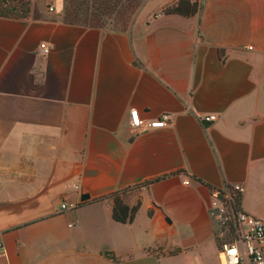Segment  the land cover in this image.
I'll list each match as a JSON object with an SVG mask.
<instances>
[{
	"label": "crops",
	"instance_id": "crops-1",
	"mask_svg": "<svg viewBox=\"0 0 264 264\" xmlns=\"http://www.w3.org/2000/svg\"><path fill=\"white\" fill-rule=\"evenodd\" d=\"M237 184L264 220V0H143L122 29L63 0L0 16V264H216L214 191ZM124 189L129 223L102 199Z\"/></svg>",
	"mask_w": 264,
	"mask_h": 264
},
{
	"label": "built area",
	"instance_id": "built-area-1",
	"mask_svg": "<svg viewBox=\"0 0 264 264\" xmlns=\"http://www.w3.org/2000/svg\"><path fill=\"white\" fill-rule=\"evenodd\" d=\"M40 48L43 54H48L51 47L46 43H41ZM131 125L140 131H147L154 128H163L169 125L168 114H162L157 118L144 120L137 108H132ZM217 118L216 114H209L204 116V120L211 121ZM75 189H80L79 185H74ZM244 187L241 185H234L232 191L225 196L220 191L215 190V200L213 205L215 209H220L219 216L225 212L226 203L230 206L226 213L229 227L234 229L236 239L230 242L219 244L216 248L215 263L216 264H264V220L255 217L244 210H235L232 207L231 199L233 194H242ZM226 202V203H225ZM77 204H69L63 201L60 204L59 212L67 209H74ZM238 242L242 243V246ZM0 248L2 245L0 244Z\"/></svg>",
	"mask_w": 264,
	"mask_h": 264
},
{
	"label": "trees",
	"instance_id": "trees-1",
	"mask_svg": "<svg viewBox=\"0 0 264 264\" xmlns=\"http://www.w3.org/2000/svg\"><path fill=\"white\" fill-rule=\"evenodd\" d=\"M8 2L9 0H3ZM14 6H6L5 10L0 11V16L25 18L30 11L31 0H14ZM122 0H69V5L65 6L64 20L67 23L77 24L86 27L104 28L103 15L107 14L108 10H117L120 14H124L132 6L124 5ZM121 3V4H120ZM168 11L192 15L197 12V5L191 4L188 1H181L177 6L170 8ZM115 28H126V25L117 26ZM128 189L112 192L105 198H111L114 202L113 218L122 223L132 222L139 210L140 203L135 206H129L124 198ZM241 194L235 193L232 196L231 204L235 210L242 209ZM231 234L234 229L229 227Z\"/></svg>",
	"mask_w": 264,
	"mask_h": 264
},
{
	"label": "rangeland",
	"instance_id": "rangeland-1",
	"mask_svg": "<svg viewBox=\"0 0 264 264\" xmlns=\"http://www.w3.org/2000/svg\"><path fill=\"white\" fill-rule=\"evenodd\" d=\"M112 1L114 2L115 0H112ZM142 2L143 0H122L121 3H124V5H128V7L129 6H132V7L128 9L124 14H120L117 10H114L112 12L111 10H108L107 14L103 15V22H105V24H103V27L104 28L117 27V26H123V25H126V27L131 26V23L135 17V14L137 13L138 8L142 4ZM15 3L16 2L14 0H9L8 2L0 0V11L2 12L3 10H5L6 6H11V7L14 6ZM68 5H69V0H63V16H64L65 6H68ZM221 194L225 196L226 192H221ZM225 205H226L225 207H227V209L225 208V212H227L228 210L230 212V206L227 203ZM225 212H222V215L219 218H220L221 227L226 232L225 238L227 242H230L236 239V235H235V232L231 234V232L229 231V224H228V220L226 219ZM218 213H220V209H218ZM202 264H205V263H202Z\"/></svg>",
	"mask_w": 264,
	"mask_h": 264
},
{
	"label": "water",
	"instance_id": "water-1",
	"mask_svg": "<svg viewBox=\"0 0 264 264\" xmlns=\"http://www.w3.org/2000/svg\"><path fill=\"white\" fill-rule=\"evenodd\" d=\"M89 196L88 195H83L82 196V200H85V199H87Z\"/></svg>",
	"mask_w": 264,
	"mask_h": 264
}]
</instances>
